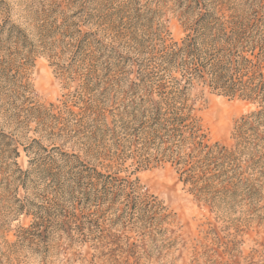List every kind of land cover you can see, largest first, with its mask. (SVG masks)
Instances as JSON below:
<instances>
[{"label": "trees", "instance_id": "1", "mask_svg": "<svg viewBox=\"0 0 264 264\" xmlns=\"http://www.w3.org/2000/svg\"><path fill=\"white\" fill-rule=\"evenodd\" d=\"M258 1L171 0L184 27L179 39L153 18L150 29L134 28L141 0H42L26 28L5 25L23 58L9 92L25 117L16 132L0 129V179L8 173L14 197L0 210V264H126L113 254L116 227L92 215L103 208L127 231H167L168 207L135 176L165 164L208 206L256 200L264 187ZM41 56L66 91L48 104L36 101L26 73ZM210 94L254 105L236 122L231 147L209 137L202 113Z\"/></svg>", "mask_w": 264, "mask_h": 264}, {"label": "rangeland", "instance_id": "2", "mask_svg": "<svg viewBox=\"0 0 264 264\" xmlns=\"http://www.w3.org/2000/svg\"><path fill=\"white\" fill-rule=\"evenodd\" d=\"M141 1L146 6L141 10L143 16L134 23L135 29L140 32L150 29L147 26L148 19L153 18V25L162 23L174 38L179 39L184 35L182 21L171 0ZM231 1L261 3L258 0ZM41 2L0 0V129L7 132H16L17 123L25 117L24 112L18 109L21 103L9 92L23 58L15 39L3 28L10 22L26 28L30 23L28 11ZM26 73L36 101L40 103L56 102L66 92L45 57L30 58ZM208 99L202 114L210 139L233 146L236 122L253 110L254 105L216 94H210ZM28 135L36 137L33 132ZM30 158L22 150L18 163L27 169ZM135 176L139 178L143 191L164 202L172 214L173 223L167 231L135 228L130 232L113 225L116 219L114 213L106 209L102 208L93 214V220H98L106 229L116 227L113 230L121 236V246L113 254L120 261L125 260L126 264H264V187L256 200L245 196L231 207H211L188 191L170 164L141 171ZM8 177V173L3 171L0 179V210L13 206L14 197L6 188L9 185ZM19 195L23 196L24 192L20 190ZM20 219L23 220V217ZM18 222L11 221L8 225L9 240L15 239L14 229ZM87 250L86 255L91 258L94 251Z\"/></svg>", "mask_w": 264, "mask_h": 264}]
</instances>
